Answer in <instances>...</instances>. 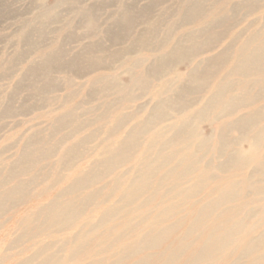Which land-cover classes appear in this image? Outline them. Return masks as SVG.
Listing matches in <instances>:
<instances>
[{
	"label": "bare ground",
	"instance_id": "obj_1",
	"mask_svg": "<svg viewBox=\"0 0 264 264\" xmlns=\"http://www.w3.org/2000/svg\"><path fill=\"white\" fill-rule=\"evenodd\" d=\"M164 1L122 6L104 32L109 47L119 49L98 42L71 54L64 40L42 49L41 61L26 70L29 88L46 104L59 90L53 74L80 77L111 68L90 82L87 103L103 99L90 110L93 118L84 120L77 104L53 112L48 133L27 140L0 182V218L66 184L24 216L18 242L39 236L51 242L21 264H264V0H177L176 10L152 17ZM242 9L259 12L262 25L254 21L249 35L236 31L221 46L228 30L238 28ZM97 14L96 7L79 11L91 29H99ZM140 17L149 22L137 33ZM45 19L57 18L45 13ZM183 26L193 29L176 33ZM27 27L21 39L29 43L37 32L40 43L43 32ZM142 51L152 57L139 58ZM183 61L193 64L186 75L175 71ZM113 63L128 67V85L119 83ZM137 93L154 97L150 111L120 113ZM76 95L69 88L67 100ZM9 106L7 116L16 113ZM205 121L218 124L216 141L201 136ZM100 131L105 139L88 149ZM89 153L96 158L89 168L67 176ZM209 154L220 162L204 163ZM57 155L55 166H41ZM10 181L16 184L8 187Z\"/></svg>",
	"mask_w": 264,
	"mask_h": 264
},
{
	"label": "rangeland",
	"instance_id": "obj_2",
	"mask_svg": "<svg viewBox=\"0 0 264 264\" xmlns=\"http://www.w3.org/2000/svg\"><path fill=\"white\" fill-rule=\"evenodd\" d=\"M155 1L156 0H70L67 3L61 4L59 0H0V182L7 178L5 175L7 174L9 165L18 159L27 140L32 135L37 133H39V136H45V134L48 133V130L51 128V120L54 119V115H60V111H65L71 107V105L77 104L81 105L82 107L81 112H83V116L81 117L84 120H91L93 118V114L90 112V110L92 107L100 105L103 102V99L98 97L94 99L93 102L90 101L87 103V95L91 80L102 74H110L109 71H111V68L109 67H107L109 70L106 68L107 70L105 69L104 71L97 73L84 74L80 77L71 73L53 74L52 78L54 79L59 90L53 91L51 94H49L47 97V103L43 104L42 100L37 97V93H34L32 88H29L31 83L30 80L24 79L26 70L32 66V64H37L41 61L39 55L42 49H53L55 48L54 43L62 44L64 40H66L65 48L69 50L71 54H77L81 46L87 45L89 43L100 42L102 46L108 48L110 46V41L105 36L104 32H106V30L119 17L122 6L135 5L137 9H140L153 4ZM232 2L240 3V0H232ZM261 6L262 9L260 13H262V11L264 13V2ZM91 7L98 8L97 19L99 29H91V26L86 23L85 19H82L81 16H79L80 10H87ZM177 8V0H165L155 7L152 17L157 18L164 13L176 10ZM45 13L48 15H56L57 19L48 21L45 19ZM247 13L249 12L242 9V13H239L238 16V28L228 30V32H230V36L228 35L229 37L227 36L223 40L221 46H226L229 44L232 33H235L236 31L243 32L242 36H245L244 34L249 35L251 30L248 29L250 25L254 24V21H256L258 24L257 27L262 25L263 17L259 12L258 14L260 16H258V14L246 15ZM148 22V18L143 19L140 17L137 22L136 32L138 33L145 29V26L147 25L146 23ZM28 23L33 24V29H38V31L43 32L44 35L41 38L40 43H38L40 41V35L37 32L31 34L29 43H26L21 39V35L26 32L27 29H29L27 27ZM187 27L188 26L181 27L176 31V33L189 31L192 28ZM183 29L186 30L183 31ZM109 48L111 50L119 49L118 46ZM142 53L139 52L137 56H139V58L148 57V59L152 57V53H149L148 51H142ZM11 62L15 63L11 64ZM120 66L121 65L119 63H113V69H117V74H119V83H121V85H128L129 78L127 73H125V70L128 67L125 65L123 67ZM192 68L193 64L183 61L181 65L175 69V71L181 73L182 75H186ZM180 83L183 84L184 82ZM69 88L76 91L77 94L72 101L67 100ZM150 94L151 93L148 95L137 93V100L131 102L132 104H122V110H120V113L135 114V111L140 109H143L145 112H148V110L150 111V107H152L153 102L155 101L154 97L152 95L150 96ZM197 98V100L200 101L201 97L197 96ZM8 106L11 107V109H14L16 113L11 116L5 115V111ZM25 106H28L25 114H18L21 113L22 108ZM64 106H67V108ZM53 112L54 115H52ZM114 116V111H112V118ZM46 122L47 124H45ZM128 124L129 125H127L125 129L119 131L120 136L122 135L121 133H123V131L128 129V127L132 128L136 124V121L132 120ZM217 126L218 124L213 123L212 121L203 122L200 125L201 136L203 138H210L212 142L213 139L216 141L215 135H217ZM87 132H89V130L83 132L82 134ZM64 134L65 132L58 134L57 139L61 138V136ZM104 135V132L100 131L98 135L99 141L88 146L87 148H95L98 143L105 139ZM73 141V139L69 140L64 145V147L60 149L63 150L67 146H70V143ZM244 147L246 148V146ZM91 156L92 153L84 155L83 157L86 158H83L77 162L76 169H88L92 162L96 159L94 156ZM207 156L204 163L210 161H213V163L220 162L219 160L215 159L214 155L209 154V156ZM57 158L58 155L53 156L50 161L43 162L41 166H45L47 163H49V165L54 164L55 166ZM76 169L69 172L67 176L73 173L75 174V172L78 173L79 169H77V171ZM34 174H36V172L32 173V175ZM15 184L16 182L10 181L7 185L8 187H12ZM62 186L65 187L66 184L63 183L59 186H56L53 188L54 190L52 189L54 192L50 190L40 200L32 198L33 200L31 199L30 202L26 201L23 205L13 208L12 210H7L3 214V216L0 218V264H21L31 258L33 255H36L40 247H44L45 244H49L51 242V239L47 236L30 237L21 242H18L17 239L23 235L24 230L27 227L24 224V218L27 214L30 213L29 215H31L33 213L32 210L36 206L35 204H49L56 195L55 193L62 190ZM1 191L2 190H0V192ZM114 201L115 200L112 202ZM247 223L245 225L248 228H251L252 222L250 221ZM71 231L72 230L66 233L69 234ZM73 233H77V229L73 230ZM68 234L62 235L61 237H66ZM63 255H68V253L65 252Z\"/></svg>",
	"mask_w": 264,
	"mask_h": 264
}]
</instances>
